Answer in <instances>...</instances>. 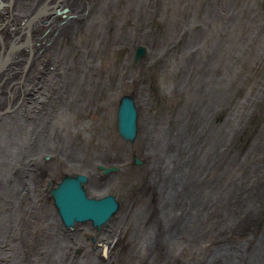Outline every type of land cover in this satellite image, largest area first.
Masks as SVG:
<instances>
[{"label":"bare ground","instance_id":"bare-ground-1","mask_svg":"<svg viewBox=\"0 0 264 264\" xmlns=\"http://www.w3.org/2000/svg\"><path fill=\"white\" fill-rule=\"evenodd\" d=\"M139 49L147 56L135 62ZM123 96L140 110L134 140L119 134ZM3 97L0 167L40 158L44 148L27 145L34 119L53 173L14 172L17 160L0 168V194L12 195L10 221L0 211V264H14L2 237L19 227L23 264H264V0H0ZM52 102L74 113L66 144L38 124ZM99 162L119 171L101 177ZM65 173L88 175L90 195H119L111 223L60 225L43 184Z\"/></svg>","mask_w":264,"mask_h":264},{"label":"rangeland","instance_id":"rangeland-1","mask_svg":"<svg viewBox=\"0 0 264 264\" xmlns=\"http://www.w3.org/2000/svg\"><path fill=\"white\" fill-rule=\"evenodd\" d=\"M54 4H56V1H55V3ZM66 8H62V10H65ZM57 14H59V10H57L56 12H55V14L52 16V15H50V16H48V17H51V19H53V21H55V25H56V23L60 20L58 17H57ZM59 16V15H58ZM58 18V19H57ZM51 21V20H50ZM61 23V22H60ZM26 30H28V28L27 27H25L24 28V32L26 31ZM97 33H100L99 32V30H97ZM140 47H142V46H140ZM144 48V47H143ZM145 49V48H144ZM12 52V54H14L15 53V51H11ZM17 54L19 55V53L17 52ZM135 54H136V52H135ZM146 56H147V54L145 53V55L144 56H142V57H140V58H137L136 57V55H135V62H138V61H140V60H143V59H145L146 58ZM138 60V61H137ZM3 99V100H2ZM3 101V103H4V105L6 104V102H8L7 101V97L5 98V97H3V98H0V102H2ZM57 104L59 105V106H57L56 108H55V106L56 105H54V103L52 102V103H50V108H49V112H46V113H44V114H42L40 117H38V124L40 125V128H41V130H42V132L44 133V138L45 139H51V138H53V136H55V137H62V138H64V140L62 139V143H65L66 144V142H67V140L65 139V138H67V133L70 131V132H73L72 130H74L73 128L75 127V124H74V113H73V111L71 110L72 108L70 107V104L69 103H65V102H63V104H61L60 102H57ZM67 105V106H66ZM53 108V109H52ZM54 109H56V110H54ZM71 112V113H70ZM2 113H5V111H3ZM15 114L18 116L19 114L20 115H22V118H20V120H22L23 121V118L25 117V116H23V114H21L20 112L18 113H16L15 112ZM52 114V115H51ZM50 116V117H49ZM41 118V119H40ZM63 118V119H62ZM66 118V119H65ZM66 120V121H65ZM37 122V120L36 121H34V119H33V121L31 120V121H29V123H27L28 125H27V127L29 126V129H28V131H29V137L30 138H32V139H35V143L33 142V143H27V145H32V144H34L33 145V147H31V148H36L37 147V145L39 146L40 145V147H43L44 149H42L43 151H40V156H41V154L44 152V151H52V150H49V148H46V147H44V145H42L43 143H41L42 141L43 142H45L46 140H43L40 136H39V132L37 131V128L36 127H33L34 125H35V123ZM20 123V122H19ZM46 123V124H45ZM71 123V124H70ZM24 124H25V122H24ZM4 125V124H3ZM3 125H1V127H3ZM46 125V126H45ZM19 126H20V124H19ZM18 126V127H19ZM24 126V125H23ZM12 127L14 128L15 126L14 125H12ZM26 127V128H27ZM63 128H65V129H63ZM31 129V130H30ZM40 130V131H41ZM67 132V130H69L67 133L65 132V131ZM31 131V132H30ZM56 132H58V133H56ZM6 132H3L2 133V135H1V132H0V135H1V138H5V139H7V137H8V135L10 134H5ZM66 133V135H64ZM4 134V135H3ZM51 134V135H50ZM60 134V135H59ZM64 135V137H63V135ZM57 135H59V136H57ZM34 136V137H33ZM39 136V137H38ZM16 137H18V136H16ZM21 136L19 135V137L17 138V140L20 138ZM60 137V138H61ZM13 138H15V136L13 135V134H11V138H10V140H11V143H13ZM20 140V139H19ZM39 141V143L37 142V141ZM66 141V142H65ZM10 141H8V143H9ZM61 142V141H60ZM59 143V142H58ZM62 143H60V144H62ZM17 144L19 145V146H16L14 143L12 144L13 145V147L14 148H16V150L18 149V150H24V149H28L29 150V148H28V146H26L25 147V144L26 143H23V145L22 144H20L19 142H17ZM15 145V146H14ZM22 146V147H21ZM21 147V148H20ZM22 148H24V149H22ZM11 149V148H10ZM53 154V153H52ZM53 157V156H52ZM51 157V158H52ZM13 160H17L18 161V164L16 165V166H13V168H15L14 169V172L16 171V169L17 168H20V169H22L23 170V168L24 167H26V165H24V163L25 162H23V163H21L22 164V168H21V165H19V160L17 159V157H11L10 159H9V161H8V163L6 164V165H3V166H1L0 168L2 169V170H6V166H10V164H11V162L13 161ZM50 160H52V159H50ZM32 164H33V166L35 167L36 165H37V163H39V161H41L40 160V158H35V160H29ZM37 161V162H36ZM35 163V164H34ZM99 163H101V162H99ZM99 163H97V164H99ZM103 163H105V162H103ZM97 164L95 165L96 166V170L98 171V173H99V176L101 175V177H105V175H103L102 174V172H100L99 170H98V167H97ZM135 164V163H134ZM135 165H137V164H135ZM143 164H141V165H137V166H142ZM27 168L28 169H30V167H28L27 166ZM13 172V173H14ZM20 172V171H19ZM18 172V173H19ZM13 173H11V174H9V173H6L5 175H4V178H6L8 175H10V183L8 182V184H10V186H11V183H12V185L13 186H16V185H19V184H21V182H19V180L20 179H18V180H15V179H13V178H16V177H14V176H16L15 174L13 175ZM22 173V172H21ZM74 174V173H73ZM22 178V177H21ZM12 181V182H11ZM16 183H15V182ZM18 182V183H17ZM7 183V182H6ZM1 186H3V185H1ZM3 189V188H2ZM1 189V190H2ZM1 190H0V192H1ZM3 191V190H2ZM4 194V195H3ZM6 195V196H5ZM12 196V195H11ZM10 195H7V193L5 192V193H2V194H0V211L3 213V216H7V215H9V217H8V221H10V219H11V213H10V209H11V206H9V204L11 203V197ZM49 197H50V194H49ZM51 199V198H50ZM52 203H53V201L52 200H50ZM34 203V204H33ZM6 204V205H5ZM18 206H20L21 207V200L19 201V203L17 204ZM17 205H16V207H15V210H14V208H13V206H12V210L15 212V214L17 215L16 216V218H18V219H25V220H28L29 218H24V214H22V215H19L20 213H19V210L21 209H18V207H17ZM30 206L32 207V208H34L35 209V211H38V212H42V208L40 207V206H38L34 201H32L31 202V204H30ZM36 206V207H35ZM7 207V208H6ZM37 208V209H36ZM30 220V219H29ZM34 219L31 217V221H33ZM14 221V220H13ZM36 221V220H35ZM17 222V221H16ZM20 222H22V221H20ZM19 222V223H20ZM23 223V222H22ZM18 228V227H17ZM19 230V232H17L16 234H15V236H14V240H12V238H11V236H9V234H7V235H5V236H3L2 238L3 239H5V240H10L9 242L10 243H8V248H11V249H8L7 248V252H11V251H14L13 252V255L15 254L16 256H15V258H17V256L19 255V258H17V259H19V260H17V259H13L12 260V258H13V256L11 257V255L12 254H10V257H11V261H12V263H14V264H23V261L21 262V260H23V257H22V255H20L19 253H17V251L19 252L20 251V248H22L23 246H20L19 245V243L21 242V239H22V236H21V233H20V231L22 232V230H21V228L19 227L18 228ZM23 233V232H22ZM1 238V241L2 242H5L3 239ZM25 239V238H24ZM15 242H17V243H15ZM12 243V244H11ZM23 244H24V242H23ZM17 248H16V247ZM15 248V249H14ZM17 250V251H16ZM18 254V255H17ZM5 255H6V253H5ZM21 256V257H20ZM8 257V256H7ZM9 258V257H8ZM15 260V261H14ZM17 260V261H16ZM33 260H35V259H33ZM3 261V260H2ZM26 264H30L28 261H26L25 262Z\"/></svg>","mask_w":264,"mask_h":264},{"label":"water","instance_id":"water-1","mask_svg":"<svg viewBox=\"0 0 264 264\" xmlns=\"http://www.w3.org/2000/svg\"><path fill=\"white\" fill-rule=\"evenodd\" d=\"M144 54V49L138 50V58ZM119 130L123 137L134 140L136 136L137 112L134 103L125 99L119 110ZM86 177H65L57 187L51 190V197L59 211L63 223L73 226L77 221L91 220L95 225H101L119 206L114 197L101 199L89 198L83 183ZM37 264H41L38 263Z\"/></svg>","mask_w":264,"mask_h":264},{"label":"flooded vegetation","instance_id":"flooded-vegetation-1","mask_svg":"<svg viewBox=\"0 0 264 264\" xmlns=\"http://www.w3.org/2000/svg\"><path fill=\"white\" fill-rule=\"evenodd\" d=\"M160 87H159V85L157 86V90L159 89ZM64 94V93H63ZM62 94V95H63ZM61 95V96H62ZM60 96V97H61ZM125 99H130V100H132L133 101V103H134V107H135V110H136V112H137V118H136V134L138 135V119H139V114H140V110H139V107H138V104L134 101V99L131 97V96H123L122 98H121V102H120V106H119V110H120V107H121V105H122V102H123V100H125ZM179 103V102H178ZM176 103L177 105H175L174 106V115L176 114V113H178V112H183V111H181L182 110V103ZM23 112V116L26 114V111H22ZM119 112V111H118ZM25 119H26V117H25ZM180 119H181V117L180 116H174V118H173V120H172V127H173V129L175 130V131H177L178 129H180L181 127H182V125L180 124ZM173 121H174V123H173ZM118 124V123H117ZM118 129H119V125H118ZM119 134H120V136L123 138V139H125L126 141L128 140V139H126L125 137H123L122 135H121V133H120V130H119ZM137 135H136V137H137ZM136 137H135V139H136ZM51 156H52V152L51 151H44L42 154H41V156H40V160L42 161V166H41V169L40 170H38L36 167H34L33 166V164L30 162V161H28V162H25L24 163V165H26V166H28V167H30V169H31V171H33V172H35V173H37V174H39L40 176H42V175H44L43 174V172H44V170L46 171V174L47 175H51L53 172H51L48 168H47V164H48V161L51 159ZM135 164H137V165H141V164H143V161L142 160H140L137 156H136V158L134 157V161H133ZM97 167H98V170L100 171V172H102V174L103 175H107V174H110V173H114V172H118L119 171V167L117 166V165H112V164H107V163H99V164H97ZM40 172V173H39ZM61 175V174H60ZM59 175V176H60ZM79 175H82V176H85L86 177V181L83 183V187H84V189H85V191H86V193H87V195H88V197L89 198H93V199H101V198H105V197H109V196H111V197H114L116 200H117V202H118V204H119V202H120V205L116 208V211L112 214V215H110L101 225H99V226H97V225H95L91 220H87V221H77V222H75L76 224L77 223H87V224H90V226L94 229V230H96V231H99L101 228H102V226H105V225H107V224H109V223H111L112 221H113V219H114V217L116 216V214H117V212H119L120 211V209H121V200H120V198H119V195L118 194H116V193H114V192H103V193H101V194H99V195H97V196H93V195H90L89 194V191H88V189H87V186H86V184H87V182H88V175H84V174H67V173H65L64 174V176H61L58 180V182L56 183V185L55 184H49V183H47L46 182V179H45V184H43V185H45L46 186V188L47 189H49V192H50V196H51V190L53 189V188H55V187H57L58 186V184L65 178V177H78ZM57 179V178H56ZM62 179V180H61ZM47 184V185H46ZM52 185V186H51ZM161 185V186H160ZM160 185H157V186H155V191H154V193H155V196L156 195H161V196H163V195H165V189L166 188H163V186H162V184L160 183ZM110 193V194H109ZM49 195V194H48ZM103 195V196H102ZM116 195V196H115ZM118 197V198H117ZM51 199L53 200V198L51 197ZM53 202H54V200H53ZM54 205H55V203H54ZM55 207H56V205H55ZM150 208V206H146L145 208H144V211H148V209ZM56 210H57V212H56V214H57V216H58V219H60V214H59V211H58V209H57V207H56ZM59 222H60V225L61 224H63L64 226H66L64 223H63V221L60 219L59 220ZM73 224V226L74 225H76V224ZM93 223V224H92ZM67 227V226H66ZM76 226H74V228H75ZM96 228V229H95ZM93 237V238H92ZM88 239L90 240V242L91 243H96V237L95 236H88ZM94 241V242H93ZM77 246V247H76ZM76 246H74V250H75V256L76 257H82V255H83V251L81 250V248H79L78 247V245H76ZM150 248V247H149ZM13 252L14 251H11L10 253L12 254L11 256H13ZM81 252V253H80ZM10 255V254H9ZM103 256H106V253H105V251L103 252ZM142 262V261H141ZM139 263V264H142V263ZM150 262L151 263H153V264H155V262H154V260H150Z\"/></svg>","mask_w":264,"mask_h":264}]
</instances>
